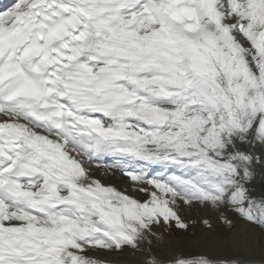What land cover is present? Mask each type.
I'll return each mask as SVG.
<instances>
[{
	"label": "snow or ice",
	"instance_id": "snow-or-ice-1",
	"mask_svg": "<svg viewBox=\"0 0 264 264\" xmlns=\"http://www.w3.org/2000/svg\"><path fill=\"white\" fill-rule=\"evenodd\" d=\"M213 213L264 229V0L0 2V264H158Z\"/></svg>",
	"mask_w": 264,
	"mask_h": 264
},
{
	"label": "rangeland",
	"instance_id": "rangeland-1",
	"mask_svg": "<svg viewBox=\"0 0 264 264\" xmlns=\"http://www.w3.org/2000/svg\"><path fill=\"white\" fill-rule=\"evenodd\" d=\"M211 215L214 217L216 214ZM214 220L216 223L215 229L202 228V225L199 224L200 227L193 225L191 230L185 233L196 249L206 250L211 254H218L226 258L230 257L228 259H239L240 262L249 261L247 259H250V261H264V232L258 227L246 224L245 221H239L233 226L235 228L231 229L222 227L216 216ZM155 242L152 247L153 251H151L154 252L153 255L158 256L162 261L172 260L171 256L175 255L176 252H174L173 244L168 241V238L165 237ZM164 246L167 248L162 251L161 249ZM138 253L140 254L139 259L144 261L146 251ZM158 257L156 259L159 261Z\"/></svg>",
	"mask_w": 264,
	"mask_h": 264
},
{
	"label": "bare ground",
	"instance_id": "bare-ground-1",
	"mask_svg": "<svg viewBox=\"0 0 264 264\" xmlns=\"http://www.w3.org/2000/svg\"><path fill=\"white\" fill-rule=\"evenodd\" d=\"M216 214V213H215ZM189 215H192L191 213H189ZM217 215L218 214H216L215 216H216V218H217ZM214 216V217H215ZM197 224H199V223H197ZM187 234H185V233H182L178 238H173L172 236H170V235H168L167 234V232H165V234L163 235V238H165V237H167L168 238V241L170 242V243H172L173 244V248H174V252H176V254L175 255H173V256H171V259H174L176 256H186V257H192V256H198V255H209V256H211L213 259H216V260H218V259H220V258H226V257H222V256H220V255H218V254H211L210 252H208V251H206V250H204V251H201L200 249H196L195 248V245H193V244H191L190 242V240H188V238H187V236H186ZM188 237H190V236H188ZM156 243V242H155ZM165 243V242H164ZM171 245V244H170ZM172 246V245H171ZM148 246L147 245H145V249L147 248ZM166 248L167 247H165L164 246V248L163 249H161L162 251H165L166 250ZM151 251H153L152 250V248H151ZM173 252V253H174ZM154 253V252H153ZM152 253V254H153ZM229 256V255H228ZM158 257V256H157ZM159 258V257H158ZM165 258H168V257H165ZM228 258H230V257H228ZM164 259V258H163ZM159 260H161L160 258H159ZM247 260H249L250 261V259H247ZM135 263L136 264H140L141 263V261L140 262H138V261H135Z\"/></svg>",
	"mask_w": 264,
	"mask_h": 264
}]
</instances>
